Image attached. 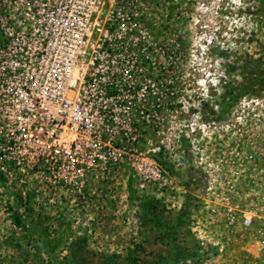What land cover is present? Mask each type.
Instances as JSON below:
<instances>
[{"label":"rangeland","instance_id":"1","mask_svg":"<svg viewBox=\"0 0 264 264\" xmlns=\"http://www.w3.org/2000/svg\"><path fill=\"white\" fill-rule=\"evenodd\" d=\"M59 3L86 11V48L103 53L105 157L65 182L0 93V264H264V84L217 106L264 63L259 0H0V59Z\"/></svg>","mask_w":264,"mask_h":264},{"label":"built area","instance_id":"2","mask_svg":"<svg viewBox=\"0 0 264 264\" xmlns=\"http://www.w3.org/2000/svg\"><path fill=\"white\" fill-rule=\"evenodd\" d=\"M58 5L10 34L0 59V93L12 106L8 116L18 123V135L77 185L78 172L105 157L100 123L113 96H106L104 69L93 65L103 53L86 48L88 14Z\"/></svg>","mask_w":264,"mask_h":264},{"label":"trees","instance_id":"3","mask_svg":"<svg viewBox=\"0 0 264 264\" xmlns=\"http://www.w3.org/2000/svg\"><path fill=\"white\" fill-rule=\"evenodd\" d=\"M259 3H260V9L264 12V0H259ZM220 53L226 54V51L225 52L221 51ZM245 64L247 65L250 64L252 66V70L249 73V76L247 78H244L243 82L235 84L232 81H227L222 85L220 100L217 102L218 115L223 116L228 111V109L239 100V98L251 93V91L254 89L255 86L262 87V85L264 84V63H261L259 59H250L246 61ZM233 67H234L233 65L226 64L225 70L229 73L232 71ZM151 156L154 159V161L157 163V165H159L162 168H166L170 172L174 173L170 164L162 156V149H160L158 152L151 153ZM181 180L184 182L183 178H181ZM183 184L186 186V183ZM127 185L130 191V196L133 197L134 193L131 189L130 181H128ZM183 210L184 208L180 211L178 215L179 217L182 215ZM151 219L153 218L151 217ZM156 222L159 226H161L165 230L168 237H170L174 229V224L171 226H166L165 224H162L158 221ZM189 257L194 259L196 257H199V254L194 253ZM168 261L170 262V264H176L177 262V260L173 258V256H170Z\"/></svg>","mask_w":264,"mask_h":264}]
</instances>
